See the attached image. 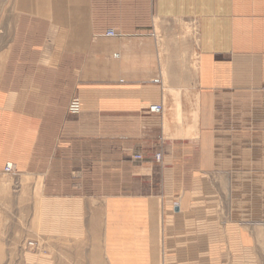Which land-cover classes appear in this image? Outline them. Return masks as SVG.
Masks as SVG:
<instances>
[{
    "label": "crops",
    "instance_id": "1",
    "mask_svg": "<svg viewBox=\"0 0 264 264\" xmlns=\"http://www.w3.org/2000/svg\"><path fill=\"white\" fill-rule=\"evenodd\" d=\"M28 1L0 69V176L35 200L47 245L31 263L56 264L89 230L105 264L245 252L237 229L224 242L217 207L264 172V0H154L139 13Z\"/></svg>",
    "mask_w": 264,
    "mask_h": 264
},
{
    "label": "rangeland",
    "instance_id": "2",
    "mask_svg": "<svg viewBox=\"0 0 264 264\" xmlns=\"http://www.w3.org/2000/svg\"><path fill=\"white\" fill-rule=\"evenodd\" d=\"M90 1L82 0V3L89 4ZM70 2L74 3L73 0ZM103 3L117 4L118 9L130 10L133 7L135 13H139L151 11L154 0H103ZM17 6L18 0H0V69L19 16ZM254 174L262 176L255 177ZM6 181L12 184L9 188H0V264H32L30 255H38V249L47 245V239L37 235L32 227V218L36 213L35 200L20 193L19 177L0 176V186ZM247 184V188L239 189V197L242 198L238 199L239 203L235 205V199H220L217 207L218 225L225 236L224 242L233 244L236 237L232 235V230L237 229L241 232L240 242L247 245L245 252H234L229 245L230 251L224 253L229 256L228 264H264V172H248ZM234 213L240 216L239 221L232 219ZM98 237L89 230L86 242L68 244L66 251H54L56 264H105L101 253L95 250L99 246ZM30 243H34V247Z\"/></svg>",
    "mask_w": 264,
    "mask_h": 264
},
{
    "label": "built area",
    "instance_id": "3",
    "mask_svg": "<svg viewBox=\"0 0 264 264\" xmlns=\"http://www.w3.org/2000/svg\"><path fill=\"white\" fill-rule=\"evenodd\" d=\"M120 35L121 34L118 31H116L115 29H112V30H109L105 36L108 38H116V37H119ZM150 110L153 113L162 114L164 111V107L162 105H155V106H152ZM68 112L70 115H73V116H78L82 113V102L78 96H75L72 98L70 105H69ZM135 158L136 160L143 159L141 155H136ZM156 158L157 160H160L161 155L158 154ZM5 171L8 173H11L13 171V166H11L10 164L6 165ZM30 246L34 247V243H30Z\"/></svg>",
    "mask_w": 264,
    "mask_h": 264
},
{
    "label": "bare ground",
    "instance_id": "4",
    "mask_svg": "<svg viewBox=\"0 0 264 264\" xmlns=\"http://www.w3.org/2000/svg\"><path fill=\"white\" fill-rule=\"evenodd\" d=\"M116 38H117V37H116ZM162 106H163V105H162ZM150 109H151V108H150ZM150 112H151V110H150ZM163 112H164V111H163ZM152 113H153V112H152ZM156 114H157V113H156ZM10 165H11V166H13L12 164H10ZM5 173H6V174H9V173H8V172H6V171H5Z\"/></svg>",
    "mask_w": 264,
    "mask_h": 264
}]
</instances>
